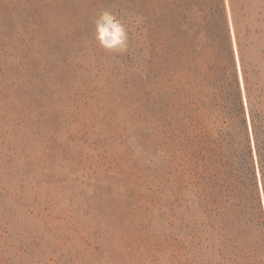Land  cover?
<instances>
[{
  "label": "rangeland",
  "instance_id": "374dc122",
  "mask_svg": "<svg viewBox=\"0 0 264 264\" xmlns=\"http://www.w3.org/2000/svg\"><path fill=\"white\" fill-rule=\"evenodd\" d=\"M104 12L122 51L96 39ZM188 90L249 151L264 264V0H0V264H245L192 233L203 218L176 142Z\"/></svg>",
  "mask_w": 264,
  "mask_h": 264
},
{
  "label": "trees",
  "instance_id": "16d2710c",
  "mask_svg": "<svg viewBox=\"0 0 264 264\" xmlns=\"http://www.w3.org/2000/svg\"><path fill=\"white\" fill-rule=\"evenodd\" d=\"M231 6L234 11L233 2ZM214 74L219 95L226 94V87L236 93L237 83L234 79L224 80L223 74L220 75L217 70H214ZM244 81L249 104L253 106L251 86L246 75ZM194 94L190 90L184 94L183 117L179 119L176 129L178 159L182 161L181 174L192 188L196 210L203 218L193 222V236L201 246L205 242L215 247L222 258L235 261L230 257L233 255L247 259L245 264H258L260 259H256L254 234L260 215L255 210L257 206L252 204V200H256L255 193L248 188L254 185L253 171L247 160L249 151L234 129L228 128L226 117L221 118L218 121L220 126L211 131L203 120ZM218 104L224 108V104L216 100L215 105ZM255 114L253 110L254 141L264 189V131L257 123Z\"/></svg>",
  "mask_w": 264,
  "mask_h": 264
},
{
  "label": "clouds",
  "instance_id": "9594fccd",
  "mask_svg": "<svg viewBox=\"0 0 264 264\" xmlns=\"http://www.w3.org/2000/svg\"><path fill=\"white\" fill-rule=\"evenodd\" d=\"M96 39L102 47L122 51L127 46V33L122 23L112 14L104 12L97 21Z\"/></svg>",
  "mask_w": 264,
  "mask_h": 264
},
{
  "label": "water",
  "instance_id": "95a60500",
  "mask_svg": "<svg viewBox=\"0 0 264 264\" xmlns=\"http://www.w3.org/2000/svg\"><path fill=\"white\" fill-rule=\"evenodd\" d=\"M236 68H237V72H238L237 77H238V80H239V84H240V86L242 87V84H241V77H240L239 70H238V66H237V61H236ZM242 88H243V87H242ZM243 101H244V98H243ZM244 103H245V102H244ZM248 121H249V119H248ZM248 129H249V122H248ZM252 143H253V141H252ZM258 185H259L260 189H262V184H261V180H260V179H258Z\"/></svg>",
  "mask_w": 264,
  "mask_h": 264
},
{
  "label": "bare ground",
  "instance_id": "6f19581e",
  "mask_svg": "<svg viewBox=\"0 0 264 264\" xmlns=\"http://www.w3.org/2000/svg\"><path fill=\"white\" fill-rule=\"evenodd\" d=\"M232 34H233V29H232ZM236 59H237V66H238V70H239V74H240V77H241V84H243V80H242V75H241V69H240V63H239V59H238V56H237V53H236Z\"/></svg>",
  "mask_w": 264,
  "mask_h": 264
}]
</instances>
